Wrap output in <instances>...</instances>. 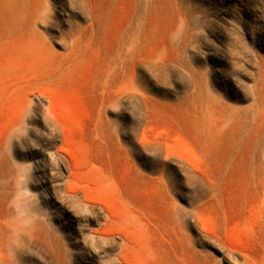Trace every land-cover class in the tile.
<instances>
[{
  "label": "rangeland",
  "instance_id": "rangeland-1",
  "mask_svg": "<svg viewBox=\"0 0 264 264\" xmlns=\"http://www.w3.org/2000/svg\"><path fill=\"white\" fill-rule=\"evenodd\" d=\"M0 264H264V0H0Z\"/></svg>",
  "mask_w": 264,
  "mask_h": 264
}]
</instances>
